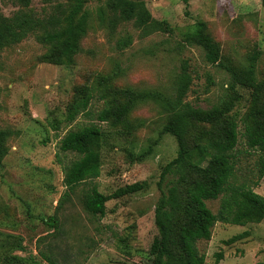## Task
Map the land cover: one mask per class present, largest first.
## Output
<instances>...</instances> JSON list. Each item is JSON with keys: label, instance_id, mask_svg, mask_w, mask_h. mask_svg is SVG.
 I'll use <instances>...</instances> for the list:
<instances>
[{"label": "rangeland", "instance_id": "obj_1", "mask_svg": "<svg viewBox=\"0 0 264 264\" xmlns=\"http://www.w3.org/2000/svg\"><path fill=\"white\" fill-rule=\"evenodd\" d=\"M151 17L169 31L145 34L132 21L113 28L106 0H88L87 29L72 66L39 60L45 51L33 35L0 51V129L7 130V154L0 166V264H152L158 242L154 207L160 196L162 167L176 156L173 137L161 134L165 115L153 102H143L128 119L141 125L126 135L101 124L100 173L62 198L63 167L71 155L58 153L60 139L86 124L102 107L94 99L88 117L71 124L62 120L67 108L98 76H115L119 89L158 91L174 95L176 76L185 70L190 85L185 101L203 109L235 97L228 115L237 125L240 162L236 183L264 197V176L254 186L256 154L245 153L243 119L251 111L248 88L225 68L212 63L205 49L187 38L202 24L224 65L242 74L248 57L258 52L254 75L262 90L257 112L264 106V7L260 0H143ZM66 0H30L36 16L51 14ZM16 0H0V13L10 17ZM104 14H101V11ZM130 40L128 45L124 41ZM232 85V88H231ZM253 111V110H252ZM60 121L59 128L51 123ZM135 120V121H134ZM94 121V120H93ZM59 154L60 157H57ZM139 156H142L138 160ZM172 179L170 176H168ZM145 182L142 191L110 199L102 217L83 206L87 188L103 195ZM216 213L219 200L206 201ZM54 216L55 228L44 220ZM243 235L231 244L225 242ZM19 242L21 248L15 247ZM205 264H264V220L243 226L215 223L209 240L197 242ZM221 257L217 259V255Z\"/></svg>", "mask_w": 264, "mask_h": 264}, {"label": "trees", "instance_id": "obj_2", "mask_svg": "<svg viewBox=\"0 0 264 264\" xmlns=\"http://www.w3.org/2000/svg\"><path fill=\"white\" fill-rule=\"evenodd\" d=\"M16 2L21 8L12 16L5 17L0 13V51L31 34L45 50L39 58L41 62L72 66L81 51L80 42L87 29L88 13L84 7L88 0H66L64 4H57L51 14L42 17L28 9L30 0ZM260 2L264 7V0ZM105 8L112 28L118 23L132 21L145 34L169 31L166 23L151 17L143 0H106ZM101 14H104L103 9ZM201 28L202 24H198L195 33L187 39L202 46L207 52L206 57L214 59L212 63L218 61L216 65L230 72L235 85L251 90L252 106L243 119L242 135L247 148L245 153L256 154V186L264 176V106L254 112L262 90L254 75L258 52L248 57V65L242 74H237L228 64H223L211 39L201 35ZM129 43L128 39L123 46ZM114 77L98 76L90 86L78 90L79 97L70 104L61 120L71 124L80 114L90 115L89 108L94 99L103 103L86 124L66 132L58 143V153L71 155L63 167L66 191L62 198H67L78 185L99 176L100 125L120 128L129 135L141 125L128 119L130 112L143 102H153L165 115L161 134L173 137L177 149L176 156L162 167L157 181L160 196L154 207V226L158 242L152 264H205V256L199 252L197 242L210 239L215 223L243 226L264 220V197L254 193L250 186L235 182L242 167L241 151L236 148V122L228 114L236 98L230 97V100L206 109L193 106L185 101L190 76L183 69L176 76L171 97L155 90L116 88ZM60 123L53 120L51 126L57 130ZM8 136L7 130L0 129V166L8 151ZM141 158L139 156L138 160ZM145 187V182H139L119 188L111 195H103L92 185L83 195V206L91 216L102 217L108 200L142 191ZM216 199L219 205L213 213L206 201ZM43 221L50 228L57 225L54 216ZM243 235L234 236L225 243L231 244ZM15 243L20 249V243ZM220 257L218 254L216 258Z\"/></svg>", "mask_w": 264, "mask_h": 264}]
</instances>
